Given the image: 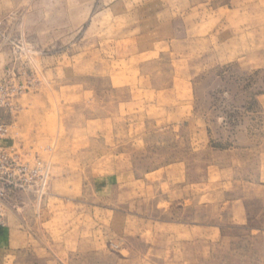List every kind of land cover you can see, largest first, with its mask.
<instances>
[{
    "label": "rangeland",
    "instance_id": "obj_1",
    "mask_svg": "<svg viewBox=\"0 0 264 264\" xmlns=\"http://www.w3.org/2000/svg\"><path fill=\"white\" fill-rule=\"evenodd\" d=\"M0 106L12 264H264V0H0Z\"/></svg>",
    "mask_w": 264,
    "mask_h": 264
},
{
    "label": "built area",
    "instance_id": "obj_2",
    "mask_svg": "<svg viewBox=\"0 0 264 264\" xmlns=\"http://www.w3.org/2000/svg\"><path fill=\"white\" fill-rule=\"evenodd\" d=\"M1 107V106H0ZM9 135L8 128L0 122V225L3 224L1 211V198L7 184L15 190L26 188H44L48 183V166L41 161L35 164H22L17 159L10 157L6 151V143Z\"/></svg>",
    "mask_w": 264,
    "mask_h": 264
},
{
    "label": "crops",
    "instance_id": "obj_3",
    "mask_svg": "<svg viewBox=\"0 0 264 264\" xmlns=\"http://www.w3.org/2000/svg\"><path fill=\"white\" fill-rule=\"evenodd\" d=\"M14 226H17V222L0 227V264H12L17 258L18 251L27 246L26 239L23 243V236L14 229Z\"/></svg>",
    "mask_w": 264,
    "mask_h": 264
}]
</instances>
